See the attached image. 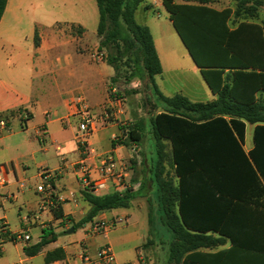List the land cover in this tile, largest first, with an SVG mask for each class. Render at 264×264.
<instances>
[{
    "label": "trees",
    "instance_id": "1",
    "mask_svg": "<svg viewBox=\"0 0 264 264\" xmlns=\"http://www.w3.org/2000/svg\"><path fill=\"white\" fill-rule=\"evenodd\" d=\"M94 1L98 50L113 47L117 53L105 62L116 72L120 44L127 50L137 47L154 108H160L149 118L156 209L148 211V223L152 227L156 219L159 233L168 236L166 264H264V21L255 18L264 0H232L235 9H216L212 0H158L215 97L207 102H191L179 94L167 97L157 88L155 77L162 67L153 38L135 20L144 0ZM6 2L0 0V19ZM243 16L230 27L232 17ZM117 79L114 75L111 84ZM247 124L254 126L253 147L245 152ZM123 131L124 145L140 144L143 119ZM82 197L90 208L81 223L128 208L133 199L127 190L105 195L82 190ZM48 235L24 253L35 255L49 242ZM226 241L228 248L209 251ZM61 255L55 250L45 259Z\"/></svg>",
    "mask_w": 264,
    "mask_h": 264
},
{
    "label": "crops",
    "instance_id": "2",
    "mask_svg": "<svg viewBox=\"0 0 264 264\" xmlns=\"http://www.w3.org/2000/svg\"><path fill=\"white\" fill-rule=\"evenodd\" d=\"M28 1L7 0L0 19V117L8 119L11 129L0 138L1 174L6 180L0 195L8 196L1 200L0 220L5 222L9 234H27L29 240L15 243L0 235V264H82V251L93 257L103 244L113 253L116 264H155L152 254L141 255L142 246L150 237L148 211L156 209L153 198L156 185L152 181L153 139L145 145L142 141L123 144L125 128L114 119L121 116L128 119V116L122 108L125 103L111 95L115 89L110 81L114 76L113 68L105 60H93L92 54L90 59L78 54L82 50L76 42L86 30L81 20L85 18L84 13L61 21L40 20L35 11L22 8ZM23 24L25 31L20 28ZM71 26L79 29L80 36L71 34ZM23 33L32 41L23 42ZM153 42L156 49L154 39ZM94 48L98 50V41ZM207 92L202 102L215 98L209 89ZM78 96L85 99L95 121L88 145L97 153H113L119 172L125 175L127 191L133 196L130 207L105 211L93 219L122 218L126 224L128 210L146 208L148 228L145 236L135 227L115 234L116 226L107 232L92 234L88 232L92 221L81 223L90 207L75 178V165L83 157L77 142L79 118L71 103ZM23 114L27 115L26 119H22ZM251 126L253 131L254 126ZM133 145L136 153L131 152ZM252 147V141L246 143L245 128L243 149L248 152ZM43 169L55 174L52 179L54 206L50 207H42L44 193L36 190L43 183L40 175ZM114 191L109 184L102 194ZM157 223L156 219L152 220V228L158 235ZM71 228L73 232L67 233ZM44 234H49V242L35 255H26L24 250L37 244ZM111 234L115 235L110 237ZM166 238L168 240L167 235ZM228 247L226 241L209 251ZM55 250L61 251V257L46 261L47 254Z\"/></svg>",
    "mask_w": 264,
    "mask_h": 264
},
{
    "label": "rangeland",
    "instance_id": "3",
    "mask_svg": "<svg viewBox=\"0 0 264 264\" xmlns=\"http://www.w3.org/2000/svg\"><path fill=\"white\" fill-rule=\"evenodd\" d=\"M181 1L186 0H177V2ZM154 3L160 4V2H155V0H144L135 12V20L138 24L144 25L149 29L155 41L157 54L163 69L162 74L155 77V84L160 92L167 97L174 96V94L183 95L180 92L182 91L191 102H202L207 97L208 88L176 35L168 20L166 11L161 4L156 7ZM210 5L216 9L227 7L235 9V4L232 0H212ZM22 8H26L28 12L35 11L37 19L40 20L61 21L67 18H74V14L80 15L83 12L85 18L81 20H84L86 26L83 36H80L79 29L71 26V34L75 37L80 36L76 44L82 51H79L78 54L90 59V54L103 53V61L109 58V55L115 56L117 54L113 47L101 50L94 48L99 40L96 34L98 12L94 0H87L86 2L83 0H66L65 2L59 0H29L23 4ZM243 18L246 17H232L229 20L230 27H234ZM255 18L260 23L264 21V7L258 10ZM20 28L25 31V24ZM26 36L25 33L22 34V41L31 42V37L28 36L26 38ZM118 57V61L115 62L118 69L114 72V75L118 79L113 84L115 92H111V95L114 99L119 100L120 103H125V105H122V108L126 109L128 119L122 116L121 118L113 119L119 121L121 128L129 127L136 119H143L144 134L142 142L143 145L146 143L150 144L152 137L149 118L158 112L160 108H154V104L156 103L155 96L139 62L138 48L135 47L127 50L126 46L121 43ZM203 91L205 92L203 93ZM251 141L252 126L247 124L246 143L250 144ZM165 152L169 156V146L167 143ZM165 166L170 172V177H172L173 174L169 170L167 162H165ZM127 212L129 217L126 219V224L121 223L117 225L114 228L116 230L115 234L121 232L122 229L135 227L139 229V234L145 236L148 228L146 208H131ZM14 217L17 218V216ZM150 228V237L143 244L141 255L152 254L155 264H163L167 256V238L160 233L158 235L155 234L154 229ZM115 234H111L110 237ZM117 248L115 246L116 250Z\"/></svg>",
    "mask_w": 264,
    "mask_h": 264
},
{
    "label": "built area",
    "instance_id": "4",
    "mask_svg": "<svg viewBox=\"0 0 264 264\" xmlns=\"http://www.w3.org/2000/svg\"><path fill=\"white\" fill-rule=\"evenodd\" d=\"M91 58L95 61H103V53L92 54ZM111 92H115V89ZM76 108V114L79 118L77 142L82 148L83 157L75 165L76 181L82 186L83 190H88L94 195H100L107 190L109 184L114 187V192L122 193L128 189L127 183L124 181V173L119 172L118 164L115 156L111 152L97 153L88 145L87 139L91 132L95 129V121L91 115L89 107L82 96H78L71 102ZM27 115H22V119H26ZM11 132L9 121L6 117H0V138ZM127 131H123L125 137ZM115 138V137H114ZM136 146L131 147V152L136 153ZM3 167L0 166V190L5 187L6 180L1 174ZM43 183L36 187L38 192L44 193V205L42 207H50L53 205V187L52 179L54 171L43 169L41 171ZM8 199V196L0 195L1 200ZM122 218L110 221L93 219L90 223L88 232L92 234L104 233L115 226L124 223ZM0 235L2 238L10 239L15 243H25L29 240L27 234H9L6 224L0 220ZM82 264H116L114 255L107 246H101L93 257H90L82 251Z\"/></svg>",
    "mask_w": 264,
    "mask_h": 264
},
{
    "label": "water",
    "instance_id": "5",
    "mask_svg": "<svg viewBox=\"0 0 264 264\" xmlns=\"http://www.w3.org/2000/svg\"><path fill=\"white\" fill-rule=\"evenodd\" d=\"M72 232H73L72 228L67 231V233H72Z\"/></svg>",
    "mask_w": 264,
    "mask_h": 264
}]
</instances>
